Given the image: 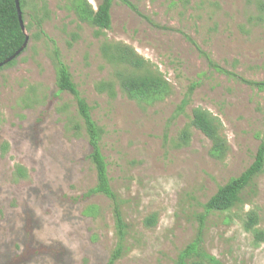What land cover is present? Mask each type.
<instances>
[{
  "label": "rangeland",
  "instance_id": "1",
  "mask_svg": "<svg viewBox=\"0 0 264 264\" xmlns=\"http://www.w3.org/2000/svg\"><path fill=\"white\" fill-rule=\"evenodd\" d=\"M29 1L27 47L0 70V264H106L116 243L109 200L83 198L96 176L75 101L57 90L55 47L105 130L102 154L130 226L116 264H173L194 238L203 204L252 163L264 139V90L217 73L202 52L245 80L264 81V14L259 20L256 0H126L137 12L113 0L111 29L100 30L78 18V0ZM86 1L96 10L103 0ZM105 43L134 49L172 93L151 104L128 99L116 77L122 68L103 56ZM192 82L199 85L190 105L172 119ZM198 107L222 122L223 159L211 157V142L190 124ZM17 164L26 179L15 177ZM91 205L98 214L84 215ZM251 210L264 231V171L241 204L207 218L206 251L223 264H264V242L255 244L242 225ZM152 214L157 225L147 228Z\"/></svg>",
  "mask_w": 264,
  "mask_h": 264
},
{
  "label": "trees",
  "instance_id": "2",
  "mask_svg": "<svg viewBox=\"0 0 264 264\" xmlns=\"http://www.w3.org/2000/svg\"><path fill=\"white\" fill-rule=\"evenodd\" d=\"M120 1L134 12H137V9L126 0ZM184 1L188 2V0ZM30 2L29 0H19L23 16L24 9ZM112 3L113 0H103L97 6V9L94 10L86 0H78L74 9L81 21L89 23L100 30H110V10ZM256 7L259 12L258 19L262 20L264 0H256ZM36 25L40 33H42L41 21L39 19H37ZM25 29L27 32L30 29V25L25 24ZM24 40L25 36L21 32L18 23L14 0H0V63L19 50ZM102 53L107 62L122 68L117 70L116 77L121 91L128 99L140 104H151L165 99L172 93L170 84L158 71L150 70L148 62L140 57L131 47L120 43H105L102 48ZM202 55L207 60L209 67L217 73L223 74L231 79H236L259 91L264 90V81L253 82L245 80L239 75L215 64L205 53L202 52ZM53 59L57 72V90L59 93L70 94L75 101V116L82 122V128L89 147L88 161L92 165L96 176L95 186L89 189L83 195V198L87 199L99 195L109 200L111 205L116 243L106 264H116L127 251L126 240L129 235L130 226L122 214L121 207L123 201L111 187L108 175V163L102 154L101 141L105 130L98 126L92 119L91 107L81 96L77 86L72 81L68 67L61 60L56 47L53 49ZM15 60L0 67V70L12 66ZM198 85V82H192L188 86L183 98L176 107L172 119H176L184 114L186 107L191 103L192 95ZM103 87L109 91L110 96H114L111 83H106ZM190 124L211 142V157L220 160L226 156L229 151V146L223 134V126L219 118L209 111L198 107L194 108L191 112ZM189 138V132L186 129L182 130L179 135L180 144L183 146L187 145ZM2 148L6 151L8 144H3ZM263 171L264 139L257 147L252 163L239 176L232 178L226 184L218 187L217 191L203 204V212L197 215L198 227L194 238L179 251L173 264H223L216 257L208 253L204 247L206 220L212 214L228 213L241 204L243 193L254 186L255 179ZM14 174L18 179H26L28 176L27 170L19 164L14 167ZM83 213L89 217L94 216L98 214V208L91 205ZM259 224L260 216L254 210L249 211L242 221L245 231L252 234L253 242L257 245L264 242V231L258 228ZM144 225L147 228H154L157 225L156 214L146 217L144 219Z\"/></svg>",
  "mask_w": 264,
  "mask_h": 264
},
{
  "label": "water",
  "instance_id": "3",
  "mask_svg": "<svg viewBox=\"0 0 264 264\" xmlns=\"http://www.w3.org/2000/svg\"><path fill=\"white\" fill-rule=\"evenodd\" d=\"M14 3H15V8H16V12H17L18 23H19L21 32L25 36V40H24V43L22 44V46L19 48V50H17L11 57H9L8 59H6L2 63H0V67L5 66L8 63H10L11 61L17 59L23 53V51L25 50V48L27 47V44L29 42V36L27 35L26 29H25V22L23 19L19 0H14Z\"/></svg>",
  "mask_w": 264,
  "mask_h": 264
}]
</instances>
